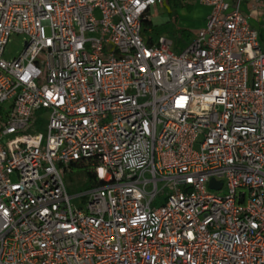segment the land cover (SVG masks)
<instances>
[{
  "label": "built area",
  "instance_id": "1",
  "mask_svg": "<svg viewBox=\"0 0 264 264\" xmlns=\"http://www.w3.org/2000/svg\"><path fill=\"white\" fill-rule=\"evenodd\" d=\"M243 1L264 3L199 0L177 51L144 32L164 0H0V264H264V48ZM73 164L97 182L71 195Z\"/></svg>",
  "mask_w": 264,
  "mask_h": 264
},
{
  "label": "rangeland",
  "instance_id": "2",
  "mask_svg": "<svg viewBox=\"0 0 264 264\" xmlns=\"http://www.w3.org/2000/svg\"><path fill=\"white\" fill-rule=\"evenodd\" d=\"M242 3L245 4L244 1ZM209 11L210 8L201 4L199 0L167 1L163 5H158L156 9L149 10L148 19L151 20L154 26L150 32L145 30L144 32L148 36H153L154 39L158 35H165L173 41V48L180 51L188 41L194 38L197 30L202 25L201 21ZM244 15L257 29L259 42L264 48V13L253 9L250 14L247 10H244ZM145 27L150 26L144 24L143 28ZM24 41L25 38L22 34H11L5 45L4 58L11 59L17 56L23 48ZM44 125V123L38 124L37 129L43 130ZM88 170H93V167L84 164H73L64 172L63 177L69 194L74 195L83 192L91 186L92 183L87 178ZM225 191L226 189L223 187L216 192L221 195ZM165 196L164 192L158 195L152 206L161 204ZM73 201L79 202L78 199Z\"/></svg>",
  "mask_w": 264,
  "mask_h": 264
},
{
  "label": "crops",
  "instance_id": "3",
  "mask_svg": "<svg viewBox=\"0 0 264 264\" xmlns=\"http://www.w3.org/2000/svg\"><path fill=\"white\" fill-rule=\"evenodd\" d=\"M167 1H168V0H164V2H163L162 4H158V5H163L165 2L167 3ZM158 5H156L155 7H153V9H156ZM259 6H260V7L257 8V12L264 13V3L260 4ZM151 9H152V8H151ZM242 10H243V12H244V10H247V12H248L249 14H250V12L252 11V10H250V9L248 8V3H246V2H245V4H243V6H242ZM205 16H206V15H205ZM204 19H205V17H204L203 20L201 21L202 24H203ZM249 22H250V20H249ZM250 25H251L253 28H255L251 22H250ZM145 28H147V27H145ZM145 28H144V29H145ZM255 29H256V28H255ZM256 30H257V29H256ZM257 33H258V32H257Z\"/></svg>",
  "mask_w": 264,
  "mask_h": 264
},
{
  "label": "trees",
  "instance_id": "4",
  "mask_svg": "<svg viewBox=\"0 0 264 264\" xmlns=\"http://www.w3.org/2000/svg\"><path fill=\"white\" fill-rule=\"evenodd\" d=\"M171 0H168V2H170ZM174 2H178V1H180V0H173ZM149 25L150 27H151V29L153 28V24H152V22H151V20H149V19H145L144 21H143V25ZM87 178H88V180H90L91 181V183H96L97 182V180L95 179V175H94V172L92 171V170H88L87 171Z\"/></svg>",
  "mask_w": 264,
  "mask_h": 264
},
{
  "label": "water",
  "instance_id": "5",
  "mask_svg": "<svg viewBox=\"0 0 264 264\" xmlns=\"http://www.w3.org/2000/svg\"><path fill=\"white\" fill-rule=\"evenodd\" d=\"M208 185L211 188H219L220 185H221V182H216L215 180L210 179L209 182H208Z\"/></svg>",
  "mask_w": 264,
  "mask_h": 264
}]
</instances>
